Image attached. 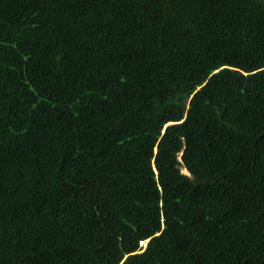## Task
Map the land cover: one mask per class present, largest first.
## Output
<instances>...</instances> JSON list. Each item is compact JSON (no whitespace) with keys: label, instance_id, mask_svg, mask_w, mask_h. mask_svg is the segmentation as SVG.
<instances>
[{"label":"trees","instance_id":"1","mask_svg":"<svg viewBox=\"0 0 264 264\" xmlns=\"http://www.w3.org/2000/svg\"><path fill=\"white\" fill-rule=\"evenodd\" d=\"M0 264H264V0H0Z\"/></svg>","mask_w":264,"mask_h":264},{"label":"bare ground","instance_id":"2","mask_svg":"<svg viewBox=\"0 0 264 264\" xmlns=\"http://www.w3.org/2000/svg\"><path fill=\"white\" fill-rule=\"evenodd\" d=\"M184 172L186 173V171L184 170Z\"/></svg>","mask_w":264,"mask_h":264}]
</instances>
